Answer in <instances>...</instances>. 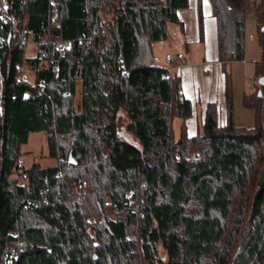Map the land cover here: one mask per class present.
<instances>
[{
	"label": "trees",
	"instance_id": "1",
	"mask_svg": "<svg viewBox=\"0 0 264 264\" xmlns=\"http://www.w3.org/2000/svg\"><path fill=\"white\" fill-rule=\"evenodd\" d=\"M211 1L221 62L245 58L252 17L264 77V0ZM4 2L18 30L0 0V264H264V83L244 96L254 126L238 125L225 69V121L209 102L190 135L179 71L152 65L189 0H58V25L53 0ZM122 111L136 142L120 135ZM33 131L57 164L19 175Z\"/></svg>",
	"mask_w": 264,
	"mask_h": 264
},
{
	"label": "rangeland",
	"instance_id": "2",
	"mask_svg": "<svg viewBox=\"0 0 264 264\" xmlns=\"http://www.w3.org/2000/svg\"><path fill=\"white\" fill-rule=\"evenodd\" d=\"M5 0H2V9L4 7ZM56 10L54 15V21L56 25L59 23V10L58 0H53ZM16 30L17 29V26ZM168 30V37L164 40H160L154 43V58L152 65L164 68H171L172 62L166 59V53L169 52L172 56H175L179 52L186 53V61L192 59L202 60L204 58V43H192L184 44L183 35L180 30V26L176 23L170 22ZM105 31V28H102ZM20 32V38L22 33ZM28 36V35H27ZM29 43L26 45V53L28 56L33 55L32 52L37 45L33 38L32 40L28 37ZM22 40V38H21ZM24 44V43H23ZM262 52L258 37L257 24L254 18L249 17L246 22V33H245V58L243 60L230 61L226 65V69L231 74L232 80V92H233V104L235 121L238 125L251 127L255 124V111L253 108L248 107L244 104L245 94H252L255 91V84H258L259 77H256V62L261 59ZM176 59V58H175ZM171 66V67H170ZM177 71V70H176ZM179 71V70H178ZM174 72V70H173ZM29 75V73H28ZM253 81V82H252ZM2 84L0 75V85ZM254 84V85H253ZM260 89V88H259ZM1 91V86H0ZM80 88L79 93L76 97V101L80 102ZM200 109V107H199ZM128 117L122 111L119 118L120 135L132 142H136L133 135L128 131ZM180 119L175 118L173 121V130L175 138H179L180 130ZM20 163L24 168L31 167L34 163H40L43 166H53L57 164V159L50 155V148L48 142V134L45 131H33L30 132L28 141L21 146ZM130 197V192L127 193ZM139 199L136 202V211L139 208ZM138 207V208H137ZM139 211V210H138ZM137 211V212H138ZM160 257L167 259V254L163 248H160Z\"/></svg>",
	"mask_w": 264,
	"mask_h": 264
},
{
	"label": "crops",
	"instance_id": "3",
	"mask_svg": "<svg viewBox=\"0 0 264 264\" xmlns=\"http://www.w3.org/2000/svg\"><path fill=\"white\" fill-rule=\"evenodd\" d=\"M178 17L181 24H176L180 26L182 42L187 45L197 42L205 44V56L202 60L192 59L188 62L185 52H179L175 56L176 59L179 56L185 59L179 70L180 87L183 90L182 97L191 100L194 105V113L186 121L188 132L193 135L197 131L198 124L203 122L204 112L209 102L217 103L219 120L224 122L226 119L225 69L227 63L224 65L219 57L218 24L211 0H189L187 7L178 10Z\"/></svg>",
	"mask_w": 264,
	"mask_h": 264
},
{
	"label": "built area",
	"instance_id": "4",
	"mask_svg": "<svg viewBox=\"0 0 264 264\" xmlns=\"http://www.w3.org/2000/svg\"><path fill=\"white\" fill-rule=\"evenodd\" d=\"M7 9H8V4L7 3H5L4 4V7H3V10H2V15L4 16V18L6 19V20H9L11 17L9 16V14L7 13ZM57 9V8H56ZM11 20H12V18H11ZM109 21H110V17L108 16V14L107 13H105V12H103V11H101L100 12V25L102 26V25H106V24H108L109 23ZM12 23H13V31H17L16 30V23H15V20H12ZM103 26V27H104ZM22 42L25 44V45H27L28 43H29V39H28V36L26 35V33L25 32H23L22 33ZM55 43V46L58 48V47H61V48H64V47H66V46H68L69 45V43L68 42H66V41H63V40H57V41H55L54 42ZM38 51V47H36V49H35V51L34 52H37ZM166 59L168 60V61H170V62H172L173 63V67H171V68H169V71H170V73H173V70L174 71H178V70H180V68H181V66L184 64V62H185V59H184V57L183 56H179L177 59H175L174 58V56H172L171 54H167L166 55ZM31 69H32V67H31ZM26 79V74H25V72H24V67H22V74H21V80H25ZM253 82V81H252ZM254 85V84H253ZM178 94L180 95V97H182V95H183V90L182 89H179L178 90ZM19 163H20V159H19ZM17 173L19 174V175H22L23 174V167H22V165H21V163H20V166L17 168ZM138 190H139V186L138 185H131V192L134 194V193H137L138 192ZM134 209H136V207H134Z\"/></svg>",
	"mask_w": 264,
	"mask_h": 264
},
{
	"label": "water",
	"instance_id": "5",
	"mask_svg": "<svg viewBox=\"0 0 264 264\" xmlns=\"http://www.w3.org/2000/svg\"><path fill=\"white\" fill-rule=\"evenodd\" d=\"M9 37H11V35H10ZM259 83H260V84H263V83H264V77H261V78L259 79ZM259 93H261V91H260Z\"/></svg>",
	"mask_w": 264,
	"mask_h": 264
}]
</instances>
